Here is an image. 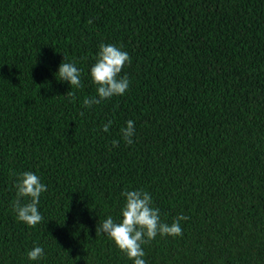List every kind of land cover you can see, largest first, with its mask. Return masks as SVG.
<instances>
[{"label": "trees", "instance_id": "16d2710c", "mask_svg": "<svg viewBox=\"0 0 264 264\" xmlns=\"http://www.w3.org/2000/svg\"><path fill=\"white\" fill-rule=\"evenodd\" d=\"M101 43L129 53L131 83L85 109ZM26 171L47 186L35 227L12 210ZM126 189L189 217L143 245L147 264H264V0H0V264H133L96 234Z\"/></svg>", "mask_w": 264, "mask_h": 264}, {"label": "clouds", "instance_id": "9594fccd", "mask_svg": "<svg viewBox=\"0 0 264 264\" xmlns=\"http://www.w3.org/2000/svg\"><path fill=\"white\" fill-rule=\"evenodd\" d=\"M89 23H92L89 20ZM64 57V61H65ZM62 62L58 68L60 80L67 81L71 89L83 87L81 75L82 70L76 67L75 62ZM131 64V57L128 52L123 51L115 44L101 43L96 56V61L90 69V76L96 85V95L85 97L82 107L91 109L102 101L111 99L113 96L124 95L129 87L130 80L127 75L121 76L125 65ZM67 96L71 101L77 99L76 92L70 90ZM83 116L84 112H80ZM109 120L103 125V131L108 132L112 125ZM122 140L131 145L134 143L135 122L128 120L126 127L120 129ZM119 140H113L112 146L116 147ZM16 175L14 187L16 198L12 202V210L18 221L29 227H35L43 221L39 211L40 197L47 191V186L41 182V178L26 171ZM121 196L125 198V204L121 209L122 219L117 221L109 215L96 229L97 233H105L114 242L116 247L124 253L133 264H147L143 245L150 243L159 234L161 236H182L183 229L181 221H187L189 217L180 214L171 224L161 221L159 208L152 206V197L149 192L143 189L124 190ZM31 261H38L45 256V250L41 246H34L27 253Z\"/></svg>", "mask_w": 264, "mask_h": 264}]
</instances>
